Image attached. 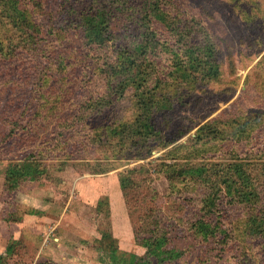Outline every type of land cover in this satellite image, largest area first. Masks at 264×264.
Masks as SVG:
<instances>
[{
  "label": "rangeland",
  "instance_id": "obj_1",
  "mask_svg": "<svg viewBox=\"0 0 264 264\" xmlns=\"http://www.w3.org/2000/svg\"><path fill=\"white\" fill-rule=\"evenodd\" d=\"M175 1L184 6L189 19L198 15L203 25L211 23L222 39L220 64L218 76L202 79L204 82L185 80L175 74L164 78L155 100L169 98L171 107L165 109L161 100L158 111L152 114L158 131L152 138L160 137V146L153 148L151 154L142 141L125 147V143H118L123 135L107 139L96 127L107 120L115 122L112 125L130 120L127 125H132L138 114L132 89H126L112 103L114 108L111 106L108 111L107 120L88 117L77 123L72 119L87 96L103 95L108 89L107 79L99 70L103 60L88 53L79 29L75 30L76 36L68 34L59 43L43 41L44 49L33 52V56L25 49L20 51L19 61L0 56V122L11 121L20 114L25 122L29 119L24 135L0 142V255L4 257L0 264L129 263L125 259L132 260L133 254L143 256L146 249L135 238L130 207L120 184L123 171L151 161L153 165L164 162L177 168L190 161L218 166L230 162L236 143L244 151L264 149V0ZM57 3L58 0H47L51 7ZM28 9L38 11L33 4H28ZM160 33L170 40L163 52H172L169 46L174 39L166 30ZM169 57L172 62L175 56ZM53 58L65 63L51 64ZM193 81L195 86L191 85ZM36 107L38 111L31 114ZM211 120H215L211 130H202L199 139L200 127ZM237 120L239 124L248 122L245 137L239 142L233 135L235 129L228 124L240 126ZM134 130L135 139L140 140L139 129L134 126ZM216 131L222 134L211 136ZM136 145H141L137 152ZM123 146L121 156L116 158L114 149ZM139 154L148 157L141 159ZM256 158L264 160V155ZM29 162L45 165L47 173L30 168L26 172L30 179L21 180L16 189H8L10 168L20 169ZM165 174H150L153 179L149 177V184L156 195L152 190L142 196L146 195L144 186H135L130 194L137 225L146 220L143 226L149 228L147 210L153 207V194L165 215L163 220L174 222V242L191 246L189 252L168 264H235L237 260L243 264L245 258L250 264H264L259 242L241 233L253 215L245 204L232 206L226 202L217 209L215 218L227 230L229 243L239 241L238 237L230 239L231 232H238L242 234L241 243L252 241L255 247L245 248L240 243L232 250L221 245L214 251L217 239L200 245L195 244L193 237L186 241L184 235L192 233L189 226L200 217L208 218V212L201 209L202 197L195 196V191L191 196L183 184H177L170 194ZM137 179L143 184L145 178L139 175ZM222 196L229 200L225 193ZM9 246L12 253L7 252Z\"/></svg>",
  "mask_w": 264,
  "mask_h": 264
},
{
  "label": "trees",
  "instance_id": "obj_2",
  "mask_svg": "<svg viewBox=\"0 0 264 264\" xmlns=\"http://www.w3.org/2000/svg\"><path fill=\"white\" fill-rule=\"evenodd\" d=\"M28 4H33L38 11L30 12ZM188 16L184 6L175 0H58L53 7L47 4V0H27L26 3L23 0H0V56L19 61L20 51L25 49L33 56V52L44 49L43 41L59 43V40L66 39L68 34L74 33L76 36L75 30L79 29L84 42L89 47L88 53L103 60L99 70L101 76L107 79L108 89L105 88L106 92L103 95L87 96L86 100L79 103L76 116L72 119L77 123L88 120V117L105 121L108 119L107 113L111 106L114 108L112 103L122 97L126 89H132L136 93L134 102H137L138 108V114L132 125H127L131 124L130 120L114 125L112 123L115 122L109 123L107 120L105 124L95 125L107 139L114 140L117 135H123L118 143H125V147L142 141L145 147H149L148 154H151L153 148L160 146V137L152 138L158 132L152 114L158 111L161 100L165 109L171 107L169 98L155 100L156 91L164 78L175 74V77L185 80L193 78L203 81L202 79L210 80L213 75L218 76L217 64H220L222 39L215 33L211 23L207 22L205 26L198 15L190 19ZM195 19L199 20L198 23L194 22ZM161 30L168 31L170 37L174 39L169 46L173 48L172 52H163L170 40L164 33H160ZM165 55L175 57L171 62L170 57ZM63 63H65L63 59L53 58L51 64L63 65ZM89 79L92 80L91 77ZM109 80L111 84L108 83ZM195 84L194 81L191 83L192 86ZM29 104H26L28 110ZM37 109L38 107L31 114L36 113ZM21 116L20 114L11 121L0 122V142L7 143L25 134L24 130L29 119L25 122ZM237 121L239 124L240 120ZM213 122L215 120L208 121L200 127L197 135L199 139L201 131L211 130ZM247 123L239 124L240 126H235L232 122L228 123L235 129L233 135L236 141L239 142L245 137ZM134 126L139 129L140 140L135 139L137 132ZM63 128L65 129V125ZM218 133L222 134L216 131L210 135L216 136ZM124 146L114 149L116 158L121 156L120 152L125 149ZM139 148L141 145H136L135 151L137 152ZM243 148L236 143L231 150L230 162L218 166L190 161L179 164L180 168H177L178 166L164 162L153 165L151 161L147 164L149 171L144 164L123 171L120 184L126 203L130 207L129 215L135 238L137 243L146 249L143 256L133 254L132 260L125 259L129 262L125 264L173 263L191 249V246H180L174 242L172 235L174 222L168 223L163 220L165 215L157 204L158 197H154L157 192L149 184V177L153 179L150 174L162 172L166 173L165 176L169 181L170 194L176 190L177 184H183L191 196H193L191 192L195 191V196L202 197L201 209H207L208 218L200 217L189 226L188 229L192 233L188 236L184 235L186 241L193 237V240H196L195 244L200 245L201 242L217 239L214 251L221 245L229 246L228 250L234 249L241 243L242 234L231 232L230 239L238 237L239 241L229 243L228 232L217 223L215 212L226 202L232 206L245 204L252 209L253 215L249 216L246 228L241 233L248 235L249 240L258 241L259 252L264 254V160L256 158L258 154L264 155V149L244 151ZM148 154L139 155L141 159H146ZM30 156L33 157L34 153H30ZM30 168L44 175L48 170L41 163L31 162L20 169L10 168L12 170L9 171L13 175L9 177L7 188L16 189L21 180L30 179L26 173ZM178 169L180 170L176 172ZM139 175L145 178L143 184L137 179ZM179 175H183V179H179ZM135 186H144L146 195L142 193V196L149 195L152 190L155 193L150 195L153 198V207L147 210L150 212L149 220L147 219L149 228L143 226L146 220L137 225L135 213L132 212L130 191L132 188L135 189ZM221 193H225V197L229 200L226 201ZM246 243L247 245L241 244L245 248L255 247L252 241ZM204 247L206 246H203V249ZM7 252H13L11 246L7 248ZM240 253L245 255L244 251ZM245 259L243 264H250L247 258ZM3 260L1 254L0 263ZM42 264L56 263L42 262ZM235 264L242 262L237 260Z\"/></svg>",
  "mask_w": 264,
  "mask_h": 264
}]
</instances>
